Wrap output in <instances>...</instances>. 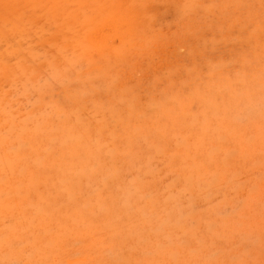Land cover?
<instances>
[{"label": "rangeland", "instance_id": "1", "mask_svg": "<svg viewBox=\"0 0 264 264\" xmlns=\"http://www.w3.org/2000/svg\"><path fill=\"white\" fill-rule=\"evenodd\" d=\"M0 264H264V0H0Z\"/></svg>", "mask_w": 264, "mask_h": 264}]
</instances>
